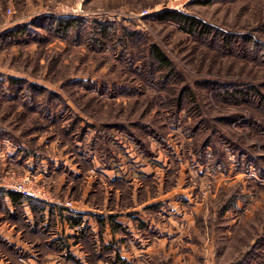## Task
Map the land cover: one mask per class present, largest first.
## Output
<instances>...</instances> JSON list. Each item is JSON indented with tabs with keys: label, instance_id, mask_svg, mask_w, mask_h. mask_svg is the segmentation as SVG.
<instances>
[{
	"label": "rangeland",
	"instance_id": "rangeland-1",
	"mask_svg": "<svg viewBox=\"0 0 264 264\" xmlns=\"http://www.w3.org/2000/svg\"><path fill=\"white\" fill-rule=\"evenodd\" d=\"M197 1L0 0V264H264V0Z\"/></svg>",
	"mask_w": 264,
	"mask_h": 264
},
{
	"label": "trees",
	"instance_id": "trees-1",
	"mask_svg": "<svg viewBox=\"0 0 264 264\" xmlns=\"http://www.w3.org/2000/svg\"><path fill=\"white\" fill-rule=\"evenodd\" d=\"M212 1L215 0H198L197 2L201 3H212ZM157 20L160 21H171L176 24H178L180 27H182L184 30L189 32L190 34H198V35H205L208 34V28L204 25L201 24L200 21L197 19L184 15L180 12L177 11H163L161 13H158L155 15ZM52 21V26L53 28L55 27V32L58 35H65L67 36L72 28H77L79 25L80 21L78 19H51ZM110 31L109 29L104 28L103 33H108ZM132 36H135L133 34ZM151 53L154 59V63H157L158 65L161 66V68L164 69H170L172 67L171 62L168 60L166 55L157 47V46H152L151 47ZM190 91L187 89H184L182 91V94L174 101V105L177 109H182L183 105V98L185 96L190 95ZM252 92H250L251 94ZM250 94H246L245 92H233V93H227L226 96L227 98H233V99H243V97L250 98ZM254 95H258L257 92L253 93ZM191 97V95H190ZM247 99V100H248ZM0 194H4V196L8 197L14 206L16 211H21L22 207L24 204L29 203L33 212L38 213V211H43L41 209V205L38 203H35L32 199L25 197L19 193L16 192H9V191H0ZM225 211H227L229 208L226 207ZM25 220V219H24ZM73 227L80 226L82 224V221H75L72 219H69ZM75 221V222H74ZM26 222V221H25Z\"/></svg>",
	"mask_w": 264,
	"mask_h": 264
},
{
	"label": "crops",
	"instance_id": "crops-1",
	"mask_svg": "<svg viewBox=\"0 0 264 264\" xmlns=\"http://www.w3.org/2000/svg\"><path fill=\"white\" fill-rule=\"evenodd\" d=\"M116 177H114L115 179ZM77 211V215H74L75 218L79 217L82 219L83 225H88L89 227H93L92 230L97 232V225L103 227L106 230V233L109 235V238L104 240V244L108 246L110 243H113L112 237H115V240L118 241L120 239L125 238L124 236H120L117 233H122V231L127 230L131 226V223L128 219H126L124 216H112L111 214L109 216H104V217H96L92 213H90L87 210L84 211ZM128 227V228H127ZM70 228V227H69ZM115 229V230H114ZM114 230V231H113ZM73 232V231H71ZM133 242V241H132ZM133 244V243H132ZM124 258H126L123 255ZM80 260H83V258L78 257ZM85 259V258H84ZM31 263H35L34 261H30Z\"/></svg>",
	"mask_w": 264,
	"mask_h": 264
},
{
	"label": "built area",
	"instance_id": "built-area-1",
	"mask_svg": "<svg viewBox=\"0 0 264 264\" xmlns=\"http://www.w3.org/2000/svg\"><path fill=\"white\" fill-rule=\"evenodd\" d=\"M15 190L19 193V194H22V195H24V196H26V197H28V198H37V197H35V194H34V192H31V191H29V190H26V189H24V188H15Z\"/></svg>",
	"mask_w": 264,
	"mask_h": 264
}]
</instances>
